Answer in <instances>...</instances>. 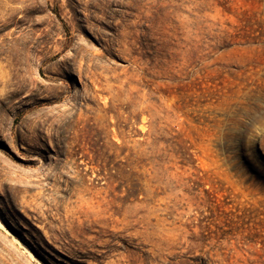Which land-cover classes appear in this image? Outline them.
Listing matches in <instances>:
<instances>
[{"label":"rangeland","instance_id":"rangeland-1","mask_svg":"<svg viewBox=\"0 0 264 264\" xmlns=\"http://www.w3.org/2000/svg\"><path fill=\"white\" fill-rule=\"evenodd\" d=\"M0 264H264V0H0Z\"/></svg>","mask_w":264,"mask_h":264}]
</instances>
